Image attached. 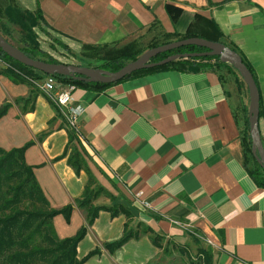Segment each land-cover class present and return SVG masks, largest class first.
Segmentation results:
<instances>
[{"label": "crops", "instance_id": "0c3cea01", "mask_svg": "<svg viewBox=\"0 0 264 264\" xmlns=\"http://www.w3.org/2000/svg\"><path fill=\"white\" fill-rule=\"evenodd\" d=\"M167 4L176 9L172 15ZM37 10L43 20L31 28L72 52L84 44L120 47L172 39L185 32L195 14L212 18L253 68L264 148V0H0L1 34L7 40L3 28L21 34L17 14L34 16ZM48 45L39 47L46 51ZM243 86L239 95L214 70L166 69L100 92L76 87L72 104L83 108V140H78L97 183L113 196L101 194L93 203L122 204L133 225L142 223L175 242L183 229L192 228L209 241L212 264H264V188L247 172L241 134L248 108L243 89L248 91ZM3 104L9 106L0 117V147L27 145L25 163L32 166L49 208L73 206L68 222L61 214L53 217L56 235H74L86 224V211L75 200L88 176L75 173L62 156L68 140L64 118L37 86L0 73ZM125 222L123 214L99 211L77 245V257L98 247L100 253L85 264H166L163 248L153 245L150 234L112 253L104 248L122 235Z\"/></svg>", "mask_w": 264, "mask_h": 264}, {"label": "trees", "instance_id": "16d2710c", "mask_svg": "<svg viewBox=\"0 0 264 264\" xmlns=\"http://www.w3.org/2000/svg\"><path fill=\"white\" fill-rule=\"evenodd\" d=\"M166 10L172 15L173 11L176 9L167 4ZM34 14V20H43L39 10ZM32 23L37 24L38 21ZM180 36L181 38L200 37L214 42H221L229 46L241 56L243 62L251 71L257 85L253 68L249 61L242 51L223 34L212 18L195 14L194 21L188 25L185 32ZM86 46L89 47L92 45ZM139 46L137 42L133 41L120 47L98 45L97 47L102 50L100 57L97 58L98 63L88 64L86 66L98 67L106 70H117L127 61L135 59L143 52ZM17 48L31 58L42 59L48 62H63L48 56L39 45L32 48ZM203 50H205V48L196 45H186L160 53L150 61H158L174 53L200 52ZM0 60L6 63V66L1 68L0 73L6 75L14 82L31 85L30 79L41 80L47 76L38 70L14 60L1 49ZM215 66L232 65L221 62L218 56H202L179 58L166 64L139 70L113 83L89 82L64 75H54V77L62 84H74L76 87L88 88L95 92H100L114 83L135 77L141 73H151L166 69L192 72L208 69L215 71ZM8 106L9 104L0 106V117L6 113ZM67 133L68 140L62 156L67 157V163L74 169L75 173L84 171L88 176L82 196L75 200L76 205L86 211V224L82 225L74 235L59 238L55 233L52 219L54 216L61 214L66 222H68L73 206L69 204L59 209L49 208L48 202L35 179L32 166L25 163L24 151L27 145L20 148H12L10 150H5L0 147V264H85L87 259L91 256L99 254L100 249L96 247L83 257L78 258L77 245L84 238L87 228L92 225L101 210L108 211L111 217H115L119 214H123L126 217L122 235L116 240L103 244L104 248L109 252H114L130 239H137L142 234H150L153 245L162 248L161 242L164 236L157 234L152 228L144 226L142 223H137L135 227L130 226L132 214L126 206L122 204L104 206L95 205L93 203L101 194L111 199H113V196L97 183L87 165L82 144H80L75 133L68 128ZM241 142L244 147L245 157L246 150H249L251 153L248 117H246L245 128L241 134ZM247 172L256 185L264 188V170L260 166L254 169L247 167ZM25 200H28V202L21 207L20 205L23 204ZM175 244L174 241L172 246H175ZM163 251L167 253L166 248H164ZM198 264H212L211 252L199 250Z\"/></svg>", "mask_w": 264, "mask_h": 264}, {"label": "water", "instance_id": "95a60500", "mask_svg": "<svg viewBox=\"0 0 264 264\" xmlns=\"http://www.w3.org/2000/svg\"><path fill=\"white\" fill-rule=\"evenodd\" d=\"M186 45H196L205 48L200 52L174 53L169 56L151 62L156 55L180 48ZM0 49L14 60L38 70L46 75H64L78 78L89 82L113 83L119 81L133 72L166 64L179 58L218 56L221 62L231 64L242 78L248 91L247 117L249 124V134L251 140V154L257 164L264 170V148L259 133V91L251 71L243 62L241 56L229 46L200 37L181 38L143 51L135 59L126 62L117 70H106L98 67H88L80 64L66 62H48L42 59L31 58L19 48L11 44L0 32Z\"/></svg>", "mask_w": 264, "mask_h": 264}, {"label": "rangeland", "instance_id": "374dc122", "mask_svg": "<svg viewBox=\"0 0 264 264\" xmlns=\"http://www.w3.org/2000/svg\"><path fill=\"white\" fill-rule=\"evenodd\" d=\"M32 22H37L34 20L33 16L29 13H23L20 15L17 14V23H21L23 31L14 33V30L7 31L3 28L4 33L8 36V41L13 43L16 47H27L32 48L40 43L46 44V42L50 45L45 47L46 53L48 56H51L57 60L80 64V65H88L93 63H98L97 58L100 57L101 48L97 47L98 45L86 46L85 44L81 46L79 51L72 52L70 48H68L67 44L64 42H59L54 39L52 36H48L45 40L41 38L42 33L39 32L37 28L32 29L31 27L35 26ZM33 24V25H32ZM39 24V22H38ZM181 39V36H175L172 39H168V37H163L155 40H151L149 42H140L138 43L139 48L143 51L148 49L149 47L160 45L162 43ZM71 61V62H70ZM128 62V61H127ZM215 71L219 75L222 81L229 83L231 88L239 93H242L241 88H244L243 80L238 74V72L232 66H215ZM244 96L247 97L248 102V92H245ZM247 113V110H246ZM245 162L248 168L254 169L255 167H259L253 158L252 154L249 150H246ZM28 200H25L23 205H26ZM29 204V203H28ZM130 226L135 227L133 223L130 222ZM189 231L183 229V235L178 241H176L175 246H172L173 240L163 239L162 240V248L167 249V253L163 251V255H165L166 264H198L199 261V250L211 252L209 241L206 240L201 234L193 231L192 228H188ZM182 250V251H181Z\"/></svg>", "mask_w": 264, "mask_h": 264}, {"label": "built area", "instance_id": "2783aa9c", "mask_svg": "<svg viewBox=\"0 0 264 264\" xmlns=\"http://www.w3.org/2000/svg\"><path fill=\"white\" fill-rule=\"evenodd\" d=\"M1 61V60H0ZM3 62V61H2ZM4 67L6 63H4ZM31 83L44 92L48 98L55 104L59 113L65 120L67 128L73 131L79 140H83L79 116L83 111L80 105H73V91L76 89L74 84H62L54 76L47 75L41 80L30 79ZM140 192L136 194L138 199ZM147 205L146 202H141Z\"/></svg>", "mask_w": 264, "mask_h": 264}]
</instances>
